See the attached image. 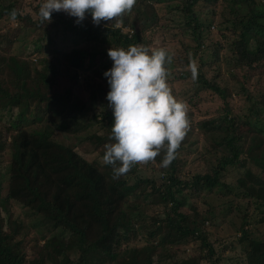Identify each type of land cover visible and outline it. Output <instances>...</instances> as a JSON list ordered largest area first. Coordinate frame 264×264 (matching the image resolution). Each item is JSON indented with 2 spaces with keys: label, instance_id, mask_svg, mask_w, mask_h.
<instances>
[{
  "label": "trees",
  "instance_id": "16d2710c",
  "mask_svg": "<svg viewBox=\"0 0 264 264\" xmlns=\"http://www.w3.org/2000/svg\"><path fill=\"white\" fill-rule=\"evenodd\" d=\"M16 1L0 0V19L10 21L0 30L11 26L15 32L13 24L17 22L19 32L39 30L42 33L36 37L37 66L29 69L43 81L46 92H33L26 80L6 77L3 70L11 64L15 66L19 60L16 61V55L0 56V98L4 100L0 113L12 115V121L0 133V196L1 183L8 173L5 197L8 206L17 204L30 209L40 219L34 226L44 229L37 228L40 236L32 238L41 241V247H31L26 243L34 226L29 221L12 219L8 211L5 218L0 216V264H60L58 256L51 252L59 241L65 243L66 251L77 256L65 264H179L182 259L171 252L179 251L178 246L198 242L194 250L199 251L198 254L181 264L194 260L212 264L209 261L214 254L213 242L205 238L204 227L216 222L217 218L210 215L213 211L224 217L235 214L240 218L236 242L244 256L241 264H264V233L262 236L257 232L256 224L251 222L252 216L258 217V223L264 218V179L242 165L245 159L264 170V92L253 95L243 87L238 96H244L246 109L236 110L231 105L230 90L221 89L201 73L192 84L194 95L210 90L226 102L217 118L198 122L197 128L189 126L175 159L161 170L165 176L159 184L153 179L135 178L137 165L119 179H113L111 166L85 160L74 146L53 139L48 130V126H52L59 133L75 135L89 125V121L83 124L76 117L86 107L82 103L78 74L89 79L85 86L90 102H98L101 108L109 107L106 97L110 87L104 73L112 68L113 61L108 50H127L130 45L139 44L150 50L163 49V45L155 43L157 46L153 48L146 44L151 32L166 35L167 30L161 26V9L165 14H172L175 28L168 32L179 31L183 37L180 40L183 54H198L205 35H209L207 39L212 47L209 49L216 65L219 53L227 51V65H232L230 71H243L245 81L255 77V81L264 84V1L180 0L173 7H161L164 5L161 0H137L132 11L123 16L119 27L115 20L101 21L97 26L90 14L77 24V18L64 12H54L50 23L41 22L38 13L44 0H38L36 5L33 1L19 0L20 7L16 6ZM137 5L141 9H137ZM25 6L30 13L23 12ZM13 11L17 13L15 20L11 19ZM185 35L189 41H184ZM185 59H188L185 64H189L194 57ZM252 71L256 74H251ZM60 76L71 79L73 86L55 92L56 79ZM76 94L82 95L81 98ZM31 102V105L37 104L39 111L36 110L32 119L31 116L27 119ZM98 118L91 119L90 124L104 122L103 128L108 134L86 136L95 151L113 142L110 140L114 123L111 112L105 111L103 120ZM42 120L47 135L26 130L28 122L32 126ZM195 133L208 138L216 133L220 138L215 143H207L205 153L200 155L204 167L191 177L183 176L180 160L190 154L188 149L193 145L190 138ZM6 151L10 152L8 161L3 159ZM162 153L165 155L164 151ZM158 164L161 165L159 159ZM204 194L233 199L218 208L206 204L209 212L191 206L192 199H200L204 205ZM242 203H246L245 210ZM159 207L164 211L163 217L142 211ZM251 208L253 212L249 214ZM188 215H192V219ZM223 216L219 218L224 219ZM198 225L203 226V231L200 232ZM175 233V242L183 241L173 248L168 242ZM138 242L153 251H136L133 245ZM204 250L208 253L204 254Z\"/></svg>",
  "mask_w": 264,
  "mask_h": 264
},
{
  "label": "rangeland",
  "instance_id": "374dc122",
  "mask_svg": "<svg viewBox=\"0 0 264 264\" xmlns=\"http://www.w3.org/2000/svg\"><path fill=\"white\" fill-rule=\"evenodd\" d=\"M28 1H33V5H36L38 0H26L25 3ZM151 2H154L155 0H150ZM164 2V5L161 7L166 6H175L178 4L180 0H161ZM262 1V0H258ZM264 1V0H263ZM45 2V0H44ZM43 2V3H44ZM17 7L22 6L20 1L15 2ZM15 6V8H16ZM137 9H141L139 5H137ZM23 12H31V10L25 6ZM67 14V13H66ZM135 14H138L136 11ZM161 17V26L166 29L165 32L167 37L163 36L161 33L151 32L146 37V44L149 47L155 48L157 46L156 44L163 45V49L169 51V55H171L172 60L171 63H168L165 65L167 68V71L169 73L168 75V84L172 89V93L175 96V98L179 101H183L188 105V113L187 116L189 119V126L193 125L197 128L198 122H202L207 119H215L217 116L220 115L221 109L223 107V103L226 101L221 100L218 98L216 94H214L212 91L207 90V92H202L198 96L194 95L195 90L193 89V81H196L198 77H200L201 73L206 75V78L212 79V82L216 83L221 89H229L232 95L231 98V105L235 107L236 110L239 109H246L244 105V96L239 97L238 93L240 92V89L244 87L246 89V92L253 95H259L258 93L264 92V84H259V81H255V77L251 78L250 80H244L243 71L236 72V71H230L231 70V64L230 67L227 65V61L229 59L228 52L223 51L222 53H219V61L217 62V65L214 63V56L211 53V50L209 48L211 47V43H209V40L207 39L209 35H205V39H203V47L201 51L196 54L195 56H191L190 54H183L182 48L180 45V40H183V37L180 35L179 31H176L174 33H169L168 31L175 28V22L171 20L172 14L170 12H167V14L164 13V10L161 9L160 11ZM69 16V15H68ZM10 21H6L5 19H0V27L3 25L9 24ZM17 22L13 24V27L16 29L15 32H12L11 26H4L0 31V56H13L16 55V61L19 60V63H15V66L11 64V66H8L3 70V74L6 77L10 78H19L26 80L28 87L33 92L39 91V93H45L43 86V81L38 77L37 74L31 73L30 67L35 68L38 63V56L36 55V50L38 43L36 40V37L40 36L42 33L39 30H36L34 32L26 30L25 32H19V28H16ZM222 33V32H221ZM170 34V36H169ZM219 35V34H218ZM62 37V34L61 36ZM187 37V35H185ZM221 34L219 38L221 39ZM214 39V38H213ZM219 39V40H220ZM189 41V37L185 38L184 41ZM156 43V44H155ZM62 46L64 44L60 43ZM222 44L224 45V41H222ZM93 50H96L95 47H92ZM224 53V54H223ZM8 56V57H9ZM194 57L193 61H195L197 65V76L195 79L192 78V73L189 68V64H185L188 59ZM184 58V59H182ZM216 59V58H215ZM202 64L205 66L202 67ZM24 66V67H23ZM64 69H61L63 71ZM251 74H256V71H252ZM78 85L80 86L83 101L82 103L86 104V107L84 111L81 113H78L76 117H78V121L82 122L83 124L91 123V119H94L95 117H99L98 120L103 118V115H105V111L111 112V117L114 118L113 110L108 107L107 109L101 108V104L98 102L91 103L89 99V91L88 88L85 86L86 83L89 82L88 77L86 75L78 74L77 75ZM190 78V79H187ZM192 80V82H191ZM93 84V82H92ZM73 86V81L67 76H60L56 79L55 84V92L57 90L63 91L65 89H69ZM27 87V88H28ZM75 93V92H74ZM77 98L80 99L81 96L77 95ZM193 96L195 98H193ZM4 100L3 98H0V104H3ZM29 103L28 109L29 112L26 114V118L29 119V117H32L37 113L36 110L39 111V108L36 104L31 105ZM20 110V109H19ZM33 115V116H32ZM0 133L4 132V129L9 125V121H12V115H10L7 112L0 113ZM34 119V118H33ZM103 120V119H102ZM89 121V122H88ZM87 125V128L75 135H67L64 133H59L57 130L52 127L48 126V130L50 132V136L52 135L53 139H56L58 141H62L65 144H70L74 146L75 151L82 156L85 160L89 162H99V164H103V159L100 158V153L104 151L105 148H101V150L95 151L93 149V146L90 144V142L86 139L87 135H91L93 133H96L100 136H106L108 133L105 132L104 122L93 123ZM193 123V124H192ZM196 123V124H195ZM29 124V122H28ZM26 125V130L29 132H40L43 135H47V132H45V121L42 120L37 125ZM196 131V130H195ZM220 138L219 135L214 133V136L210 135V138H208L205 135H199L194 134L191 136L190 140L193 142V145L191 148L188 149V152L190 153L187 156H183V158L180 160V162L183 165V169H181V173L183 176L191 177L196 170L200 169L201 167H204V160L201 159L200 155L202 153H205L206 145L207 143H215V141H218ZM1 149V148H0ZM4 151V150H2ZM3 159L7 160L10 158V152L6 151L3 153ZM164 153H160V155L156 158V161L154 163H148V164H141L137 165L139 170H137V177L138 179H153L156 181L157 184L163 182L162 179L165 176V173H163L161 170L163 169L158 164L159 161L163 160ZM185 163V167H184ZM242 165L244 166L245 170H250L252 173L257 175L258 177H262L264 179V170L249 162L248 160L243 159ZM8 173H5V177L3 182L1 183V199H0V216L6 217L7 211L9 212V217H12V219L19 221V222H26L29 221L31 226H34V223L40 222L39 216H35L34 213L23 206L17 205V204H9L5 199L7 195V189H8V179H7ZM205 204L202 205L200 203V199H192L191 200V206L197 208L198 210H203L205 212H209V210L206 207V204L210 203L213 207L216 206V208L220 207L222 203H227L229 201H232V197H218V196H207L204 194L203 197ZM243 210L246 209V203L241 204ZM144 214L146 212L149 215H160L163 217L164 211L161 207L158 209H147L146 211L142 210ZM185 212V210H183ZM252 208L249 210V214H251ZM189 213V212H185ZM208 215V214H207ZM206 215V216H207ZM211 216H214L217 218L216 222L214 224H205L204 230L207 232V236L205 237L209 241L213 242V249L214 254L210 258L211 261H209L212 264H241V262L244 261V256L240 252L241 247L237 244V238L239 236V232H237L238 227L240 226L241 220L240 218L235 215H227L224 217L221 214H218L217 212H211ZM189 219H192V215H188ZM210 216V217H211ZM223 216L224 219H220L219 217ZM41 218V217H40ZM259 221L257 216H252L251 222L252 225L256 224V228H254L257 232L260 234L264 233V218ZM189 225L188 223H186ZM207 225V226H206ZM200 232L203 231V226L198 225ZM37 228H40L38 226L31 227L30 236L27 238V243L31 247H41L42 242L40 241H33V236H40V234L37 232ZM45 234L46 231H45ZM48 239V235H47ZM177 240L176 233L172 236L171 240L168 242L170 247L176 248L177 245L181 243L183 240H179L178 242H175ZM135 241V240H134ZM198 243H191L189 245H183L178 246L179 251L177 252H171V255L176 254L177 259H182L181 261L188 260L191 258L194 254H198V252H194L195 249H197ZM234 245V247H233ZM225 246L227 248L225 249ZM136 251L138 252H147V251H153L152 248L149 246H144L143 242H138L133 245ZM172 251V250H171ZM51 252L58 256V260L60 264H65L67 260L75 259L77 256L73 252L66 251L65 249V243L64 242H57V245L54 246L53 249H51ZM207 250H204L203 253L205 254ZM179 253V254H178ZM208 253V252H207ZM190 260V259H189ZM183 263V262H181ZM190 262V261H189ZM189 264H209L206 261L198 263L197 260L191 261Z\"/></svg>",
  "mask_w": 264,
  "mask_h": 264
},
{
  "label": "clouds",
  "instance_id": "9594fccd",
  "mask_svg": "<svg viewBox=\"0 0 264 264\" xmlns=\"http://www.w3.org/2000/svg\"><path fill=\"white\" fill-rule=\"evenodd\" d=\"M137 0H45L39 9L41 22H51L54 12L75 17L77 24L90 14L92 22L115 20L122 23L126 13L132 11ZM17 13H11L16 19ZM108 56L113 61L104 73L110 91L106 99L113 110L114 123L110 140L106 144L103 163L111 166L113 179L127 174L132 167L154 163L165 152L161 167L167 168L175 159L177 149L188 128V105L175 98L168 84L166 64L172 57L165 49H152L143 44L124 48H111ZM192 78L197 76L195 61L189 64Z\"/></svg>",
  "mask_w": 264,
  "mask_h": 264
}]
</instances>
